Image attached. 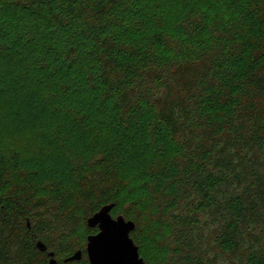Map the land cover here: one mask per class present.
I'll return each instance as SVG.
<instances>
[{"label":"trees","instance_id":"trees-1","mask_svg":"<svg viewBox=\"0 0 264 264\" xmlns=\"http://www.w3.org/2000/svg\"><path fill=\"white\" fill-rule=\"evenodd\" d=\"M111 204L146 264H264V0H0V264Z\"/></svg>","mask_w":264,"mask_h":264},{"label":"water","instance_id":"water-1","mask_svg":"<svg viewBox=\"0 0 264 264\" xmlns=\"http://www.w3.org/2000/svg\"><path fill=\"white\" fill-rule=\"evenodd\" d=\"M114 209V204L102 207L97 213L87 220V225L90 229H98L96 234H91L87 238L86 252L89 264H146L143 257L140 255L139 247L135 244L131 234L136 229V224L133 221H128L124 216L114 218L111 214ZM107 221L120 224L122 229L131 238V250L117 248L109 245H102L100 237L104 234V224ZM30 226V224H28ZM40 252H47L50 257V264H57L54 252H49L48 247L42 241L36 244ZM83 252L78 250L74 255L66 259L65 262L80 261Z\"/></svg>","mask_w":264,"mask_h":264},{"label":"snow or ice","instance_id":"snow-or-ice-1","mask_svg":"<svg viewBox=\"0 0 264 264\" xmlns=\"http://www.w3.org/2000/svg\"><path fill=\"white\" fill-rule=\"evenodd\" d=\"M131 238L122 229L120 224L107 221L104 224V234L100 237L102 245H109L117 248L131 250Z\"/></svg>","mask_w":264,"mask_h":264}]
</instances>
